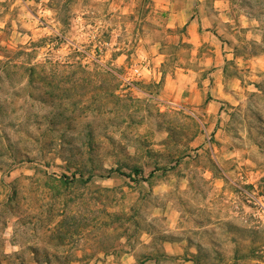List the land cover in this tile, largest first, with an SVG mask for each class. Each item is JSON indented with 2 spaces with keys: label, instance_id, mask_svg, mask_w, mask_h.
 <instances>
[{
  "label": "rangeland",
  "instance_id": "rangeland-1",
  "mask_svg": "<svg viewBox=\"0 0 264 264\" xmlns=\"http://www.w3.org/2000/svg\"><path fill=\"white\" fill-rule=\"evenodd\" d=\"M229 1L255 86L190 113L132 75L169 40L152 0H0V264H126L174 212L201 264H264V0Z\"/></svg>",
  "mask_w": 264,
  "mask_h": 264
},
{
  "label": "crops",
  "instance_id": "crops-1",
  "mask_svg": "<svg viewBox=\"0 0 264 264\" xmlns=\"http://www.w3.org/2000/svg\"><path fill=\"white\" fill-rule=\"evenodd\" d=\"M152 1L161 12L167 14L165 25L159 33L163 36L166 33L169 40L165 42L161 36L152 43V51L146 48L138 59L146 65L144 77L155 79L158 76L163 80L166 98L175 95L184 102L191 99L187 111L209 113L215 105L232 99L238 101L246 95V91L254 88V80L245 75V68L254 67V57L244 61L235 56L232 53L235 47L232 40L221 36L227 24L234 21V15H239L229 0ZM245 20L247 23L250 21L246 16ZM167 47L180 49L181 53L172 56L166 52ZM170 58L175 69L162 75L161 66ZM232 62L235 72L231 70ZM249 62L251 66L247 64ZM200 80L204 88L199 87ZM174 213L176 217L167 221L169 228L163 235L143 232L139 246L124 253L127 256L126 264H201L206 250L200 249L199 242H195L198 240L192 235L179 233V214Z\"/></svg>",
  "mask_w": 264,
  "mask_h": 264
},
{
  "label": "trees",
  "instance_id": "trees-1",
  "mask_svg": "<svg viewBox=\"0 0 264 264\" xmlns=\"http://www.w3.org/2000/svg\"><path fill=\"white\" fill-rule=\"evenodd\" d=\"M4 68L1 70L0 74H3V75H8L9 73V69L11 68V66H9V64H6L3 66ZM13 67V66H12ZM134 174L138 176H140V171L139 170H134ZM116 219L120 222H124V221H127L129 218V216L127 217L125 214H116Z\"/></svg>",
  "mask_w": 264,
  "mask_h": 264
},
{
  "label": "built area",
  "instance_id": "built-area-1",
  "mask_svg": "<svg viewBox=\"0 0 264 264\" xmlns=\"http://www.w3.org/2000/svg\"><path fill=\"white\" fill-rule=\"evenodd\" d=\"M146 71V65L144 64L143 67L141 68H136L133 70V76L137 79H143L144 76H143V72ZM127 81V80H126Z\"/></svg>",
  "mask_w": 264,
  "mask_h": 264
}]
</instances>
